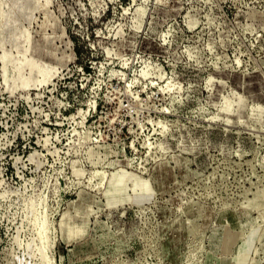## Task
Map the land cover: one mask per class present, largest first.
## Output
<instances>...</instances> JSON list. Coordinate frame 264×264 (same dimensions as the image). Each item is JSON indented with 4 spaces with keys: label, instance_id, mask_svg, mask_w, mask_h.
I'll return each mask as SVG.
<instances>
[{
    "label": "rangeland",
    "instance_id": "rangeland-1",
    "mask_svg": "<svg viewBox=\"0 0 264 264\" xmlns=\"http://www.w3.org/2000/svg\"><path fill=\"white\" fill-rule=\"evenodd\" d=\"M22 1L0 264H264V0Z\"/></svg>",
    "mask_w": 264,
    "mask_h": 264
},
{
    "label": "bare ground",
    "instance_id": "bare-ground-1",
    "mask_svg": "<svg viewBox=\"0 0 264 264\" xmlns=\"http://www.w3.org/2000/svg\"><path fill=\"white\" fill-rule=\"evenodd\" d=\"M23 1L21 0H18V2L17 3H15V8L17 7V10H19L20 9V13L21 12H23L24 10H25V6L23 5V3H22ZM34 2H35V0H34ZM33 2V3H34ZM37 3V2H36ZM10 8V7H9ZM12 8V7H11ZM17 10H15L16 12H18ZM28 10V9H27ZM15 11H9L11 14H9V15H7V13H9V12H7L6 13V15L8 16V18H7V25H6V31L8 32V34L10 33L9 31H11V32H13V31H15V30H17V24H16V16L18 15ZM31 13H32V11H31ZM23 16V15H22ZM6 18V17H5ZM18 20V19H17ZM20 21V20H19ZM18 23H20V22H18ZM20 25V24H19ZM14 34V33H13ZM7 38H8V36H7ZM13 38V37H12ZM9 42V41H8ZM6 59L8 60V55L7 54H5L4 55V57H3V60L5 61L4 63H6Z\"/></svg>",
    "mask_w": 264,
    "mask_h": 264
}]
</instances>
